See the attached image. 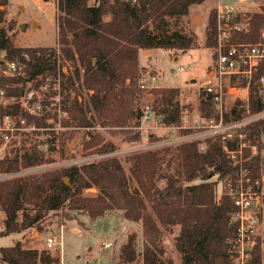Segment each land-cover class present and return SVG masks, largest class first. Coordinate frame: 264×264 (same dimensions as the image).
<instances>
[{"label": "trees", "instance_id": "obj_1", "mask_svg": "<svg viewBox=\"0 0 264 264\" xmlns=\"http://www.w3.org/2000/svg\"><path fill=\"white\" fill-rule=\"evenodd\" d=\"M204 1L93 0L90 3L89 0H58L62 12L58 24L59 49L63 58L72 63V73H62L61 85L63 90H77L75 81L78 80L88 91L87 96H83L84 103L76 100L68 107L71 119L84 126L92 125V118L111 126L130 125L135 119L139 123L143 109L135 100L145 91L140 83L144 73L139 67V51L163 48L186 52L195 47V35L171 29V26L173 20L189 14L191 5ZM7 2L0 0V68L5 70L9 62H15L17 70L12 75L0 73V84L7 97L22 98L29 82L40 75L57 74L59 53L56 48L15 45L10 34L11 21L2 25L6 22ZM240 18L247 27L234 33V41H256L264 31V0L260 11L242 12ZM206 31L207 47L215 46L216 8L210 13ZM263 72L264 68L255 73L251 84L250 115L264 112V93L257 83ZM147 91L154 95V114L165 124L179 125L185 107L180 99L181 90L153 87ZM199 103L201 111L210 119L214 112L212 95L203 89ZM240 103L241 100L225 113L224 119L229 123L244 118ZM6 111L26 118L27 124L45 126V116L28 115L18 104L9 105ZM239 127V133L245 135L244 141L258 148L255 153L244 148V164L254 179H261L264 116ZM140 136L137 130L129 138L139 139ZM224 143L219 135L208 138L204 150L199 147L200 140L193 139L175 147L168 144L136 151L128 157L129 172L118 156L111 155L18 175L14 174L51 160L38 151L37 145L22 150L14 147L4 156L0 155V175H7L0 178V209L5 212L0 237L31 228L42 230L52 212L65 210L68 211L63 215L66 218L87 214L95 219L122 210L127 220L142 223V264H172L171 259L163 256L159 243L161 226L173 224L180 225L176 247L182 264H232L234 252L230 240L238 226L232 215L235 204L224 188L218 194V185L223 186L235 177L239 163L228 156ZM226 143L237 147L240 140L236 136ZM96 147L95 153L115 149L112 143L103 140L98 141ZM165 161L170 170L163 168ZM174 163V172H170ZM65 177L70 179L69 183L65 182ZM160 179L166 180L162 186L158 183ZM91 187H96L98 192H86ZM135 239L136 234H130L122 246L120 261L123 263L139 261ZM263 246L264 240L259 237L247 264H263ZM0 253L4 264H50L53 261L37 248H25L20 240L2 246Z\"/></svg>", "mask_w": 264, "mask_h": 264}, {"label": "rangeland", "instance_id": "obj_2", "mask_svg": "<svg viewBox=\"0 0 264 264\" xmlns=\"http://www.w3.org/2000/svg\"><path fill=\"white\" fill-rule=\"evenodd\" d=\"M238 5L242 12L260 11L263 0H229ZM93 2V0H89ZM218 0H205L202 3L191 5L188 15L172 21L171 29L195 35L197 45L186 52L177 50H166L163 48H152L147 53L144 49L139 51V67L143 73L147 71L156 76L154 82L156 88L175 87L181 90L180 99L185 107L182 111L179 125H168L162 122L161 117L154 114L150 120L135 119L130 125L111 126L102 125L97 119L92 118V125H78L76 120L71 119L68 107L78 100L84 103V97L88 91L75 81L77 90L71 88L63 90L61 75L72 73V63L65 60L59 49L58 24L62 12L58 8V0H8L6 5V22L11 21V37L14 44L20 47H44L58 49V69L56 75L38 76L27 84L23 96L34 92L30 98L25 96L8 97L9 105L18 104L20 109L28 115L45 116V126L27 124L28 129L16 131L13 138L5 140L0 131V155L4 156L14 147L21 150L37 145L38 151L50 158L51 162L21 170L18 174L30 172L40 173L47 169L62 168L75 163L88 160H96L102 157L118 156L129 172L130 162L128 157L133 152L147 149H154L157 146L173 145L188 141L200 140L201 150L207 148V139L224 135L229 138L239 136L240 127L224 128L230 121L209 122V118L199 107V95L203 90L202 84L208 79L214 65L216 45L207 47L206 29L210 13L216 8ZM3 8V6H2ZM108 17V16H107ZM106 17V18H107ZM4 56H1L3 58ZM24 67V66H22ZM180 67H183L180 69ZM9 66L5 68L8 70ZM154 74L152 70H154ZM0 73L4 69L0 68ZM68 86L71 84L69 81ZM55 86H57L55 88ZM59 86V87H58ZM23 99L32 106L42 101L41 110L31 112L23 107ZM240 99L232 97L229 100V107L234 108ZM154 95L147 90L143 91L135 104L143 109L146 104L153 106ZM247 101L241 100L239 107L244 109L242 117H250L246 111ZM214 106V103H213ZM213 116L216 111L213 107ZM92 117V113H89ZM211 117V118H212ZM22 118V117H21ZM225 118V117H224ZM138 123V124H137ZM233 123V122H231ZM247 123V122H246ZM245 124V123H244ZM212 125V126H211ZM243 125V124H242ZM140 130L139 139H130L129 136ZM153 138H152V137ZM240 137V136H239ZM245 137V135L243 136ZM156 139V140H155ZM100 140L110 142L115 149L106 153H95L96 143ZM262 156L264 159V136L262 138ZM246 148L257 151L249 141ZM42 145V149L38 145ZM254 150V151H253ZM176 163L170 172H174ZM167 169V162L163 163ZM262 178L264 176V162L261 165ZM13 175V174H12ZM7 175H0V178ZM66 178V177H65ZM217 176L214 177L216 179ZM70 179L68 178V182ZM159 185L166 183L165 179L158 181ZM90 194H96L98 189L91 187L86 190ZM223 192L222 184L218 185V194ZM68 211L52 212L47 218L42 230L31 228L22 232L1 236L0 248L8 246L20 240L25 248H37L43 251L46 256H51L53 261L50 264H142V251L144 248V234L142 223L127 220L122 210H114L103 216L92 219L87 214H80L78 218H66L63 216ZM22 213H19V217ZM5 218V212L0 209V226ZM180 231L179 224L161 226L160 246L164 252L163 256L172 260V264H182L181 254L176 247V238ZM136 234V250L139 253V261L123 263L120 261L122 246L127 242L130 234ZM54 237L58 243L48 247L47 239ZM264 240V232L261 237ZM62 241V245L59 243ZM110 244L106 246L105 244ZM264 247V246H263ZM1 257V253H0ZM0 264H4L0 260ZM47 264V263H37ZM264 264V262H263Z\"/></svg>", "mask_w": 264, "mask_h": 264}, {"label": "built area", "instance_id": "obj_3", "mask_svg": "<svg viewBox=\"0 0 264 264\" xmlns=\"http://www.w3.org/2000/svg\"><path fill=\"white\" fill-rule=\"evenodd\" d=\"M241 13L242 10L236 3L229 0H218L216 5L217 44L214 65L208 79L202 84L203 89L213 97L216 116L209 119L211 123L219 119L220 122L224 121L225 113L231 109L228 105L232 97L247 101L245 108L249 112L251 84L254 75L264 68V31L254 42L234 41V33L247 27V23L240 18ZM8 66V70H4V72L11 75L15 73L17 64L9 62ZM182 68L180 67V69ZM155 80V75L144 72L140 82L141 88L144 90L153 88ZM257 83L264 93V72L260 74ZM33 93L29 92L25 96L28 97L29 95L31 98ZM41 102L34 103L31 108L28 101L23 99L21 105L31 112H36L41 110ZM8 106L6 90L0 84V131L5 140L12 139L16 131L28 129L24 118L6 111ZM260 116H264V112L247 118L244 117L225 125L224 128L230 129L240 126ZM153 117L152 106L146 104L143 108L142 119L150 120ZM239 136L237 137L240 143L237 147H230L226 143L228 140H234L229 138L230 136L224 135L223 138V142H225L223 147L228 156L235 163H239V170L235 177L226 181L223 188L235 204L232 215L238 224L236 232L230 240L234 252L232 264H247L252 256L253 248L264 232V176L261 179H254L251 176L250 169L244 164V148L247 143L244 141L243 134L240 133ZM38 147L43 148L41 144ZM56 243L58 242L54 237L47 239L48 247H53ZM59 243L62 245V241ZM105 245L109 246L110 244Z\"/></svg>", "mask_w": 264, "mask_h": 264}, {"label": "crops", "instance_id": "obj_4", "mask_svg": "<svg viewBox=\"0 0 264 264\" xmlns=\"http://www.w3.org/2000/svg\"><path fill=\"white\" fill-rule=\"evenodd\" d=\"M141 50H143V49H141ZM141 50H140V51H141ZM149 50H150V49H146L145 51L148 53V52H149ZM154 71H155V69H154V70H152V73H153V74H154ZM146 72H147V71H146Z\"/></svg>", "mask_w": 264, "mask_h": 264}, {"label": "water", "instance_id": "obj_5", "mask_svg": "<svg viewBox=\"0 0 264 264\" xmlns=\"http://www.w3.org/2000/svg\"><path fill=\"white\" fill-rule=\"evenodd\" d=\"M65 182H66V183L68 182V177L65 178ZM231 226H232V224H231Z\"/></svg>", "mask_w": 264, "mask_h": 264}]
</instances>
